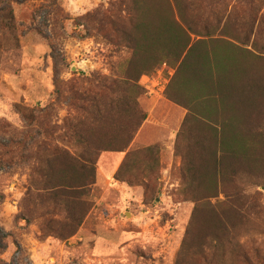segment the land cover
<instances>
[{
  "label": "rangeland",
  "instance_id": "rangeland-1",
  "mask_svg": "<svg viewBox=\"0 0 264 264\" xmlns=\"http://www.w3.org/2000/svg\"><path fill=\"white\" fill-rule=\"evenodd\" d=\"M140 2L152 7L149 19L170 16L177 2L189 9L177 0H0L14 12L13 30L0 25V264H175L192 222L196 236L218 235L209 242L220 247L218 263L234 264L248 237L264 253V144L248 166L223 160L230 174L223 178L188 135L174 155L158 143L123 158L129 145L98 154L86 194L53 188L80 181L72 153L90 146L91 159L96 149L118 148L138 121L126 86L118 89L126 104L103 120L90 113L79 121L73 98L100 90L107 78L135 79L147 64L132 40L141 36L133 20ZM253 8L264 13V3ZM163 64L146 66L137 80L145 113L142 98L162 97L150 94L146 76L168 86L174 75ZM257 116L264 124V114ZM191 149L192 163L184 165ZM217 184L220 195L209 197ZM245 192L255 210H241Z\"/></svg>",
  "mask_w": 264,
  "mask_h": 264
},
{
  "label": "trees",
  "instance_id": "trees-1",
  "mask_svg": "<svg viewBox=\"0 0 264 264\" xmlns=\"http://www.w3.org/2000/svg\"><path fill=\"white\" fill-rule=\"evenodd\" d=\"M177 1L187 2L189 9L177 2L170 16L161 15L157 19H149L151 15L147 17L148 10L152 8L148 3H139L133 20L141 36L138 39L132 37V40L136 52L146 56L143 60L147 64L139 68L135 79L127 76L107 78L99 82L100 90L77 93L73 98L77 105L81 103L77 106L83 112L80 116L76 115L79 121L85 120L90 113L95 120H103L107 119L109 109L126 104L122 103L118 89L119 85L128 87L133 92L130 105L137 110L138 121L128 137H125L123 145L114 149H96V156L91 159L87 156V151L92 150L90 146L86 151H75L69 163L78 168L80 181L77 185L61 184L53 188L61 192L68 190L86 194L94 183V164L98 154L106 150L124 151L142 123L155 120L140 109L137 80L147 71L146 66L154 67L157 63H167L175 69L166 96L189 108L177 133L176 150H179L181 139L188 135L199 153L209 156L218 178L230 175L222 169L223 160L229 156L247 166L253 158L257 159L258 146L264 144V124L255 121L257 114H264V13L253 7L257 3H264V0ZM13 20L14 12L10 5L0 8V25L7 24L10 26L8 30H13ZM220 25H224L227 31H218ZM211 27L214 30L210 31ZM235 54L243 57L237 61ZM58 93H61L59 89ZM239 112L243 120L237 118ZM78 128L76 125L75 129ZM58 150L56 147L53 153ZM192 151L183 153L184 165L187 160L188 164L192 163ZM232 172L237 173L234 169ZM217 188L218 184L216 192L209 197L220 195ZM59 193H56L57 197ZM228 196L232 197L230 194ZM253 198L245 192L241 210H255L257 205ZM82 221L80 217L77 225ZM194 230L195 223L192 222L175 264H223V261H217L220 247L217 243H209L217 239L218 235L204 234L198 237ZM232 258L234 264H264V253L256 247L252 237L241 242L239 249L235 248Z\"/></svg>",
  "mask_w": 264,
  "mask_h": 264
},
{
  "label": "crops",
  "instance_id": "crops-1",
  "mask_svg": "<svg viewBox=\"0 0 264 264\" xmlns=\"http://www.w3.org/2000/svg\"><path fill=\"white\" fill-rule=\"evenodd\" d=\"M141 105L155 120H160L162 128L150 120H145L135 134L130 146L123 153V158L140 148H146L158 143L166 144L168 152L175 154V141L178 131L189 113L188 106L178 103L168 96L160 98H142ZM154 120V121H155ZM162 121V122H161ZM162 131V132H161ZM166 150V152H167ZM120 153H115L120 158Z\"/></svg>",
  "mask_w": 264,
  "mask_h": 264
},
{
  "label": "built area",
  "instance_id": "built-area-1",
  "mask_svg": "<svg viewBox=\"0 0 264 264\" xmlns=\"http://www.w3.org/2000/svg\"><path fill=\"white\" fill-rule=\"evenodd\" d=\"M164 70H167L170 75L174 74V69L172 67H168L166 63L163 64ZM148 80L150 81V85H147L145 83V86L150 90V94H156L158 96H163L167 87V80H165L163 83L158 82L156 85H152V79L155 78H150L149 76H146ZM152 80V81H151Z\"/></svg>",
  "mask_w": 264,
  "mask_h": 264
}]
</instances>
